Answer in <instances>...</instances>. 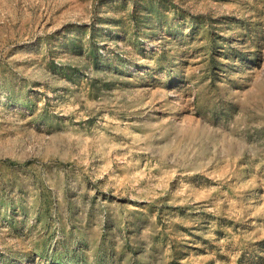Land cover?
Returning <instances> with one entry per match:
<instances>
[{
  "label": "rangeland",
  "instance_id": "rangeland-1",
  "mask_svg": "<svg viewBox=\"0 0 264 264\" xmlns=\"http://www.w3.org/2000/svg\"><path fill=\"white\" fill-rule=\"evenodd\" d=\"M0 264H264V0H0Z\"/></svg>",
  "mask_w": 264,
  "mask_h": 264
}]
</instances>
